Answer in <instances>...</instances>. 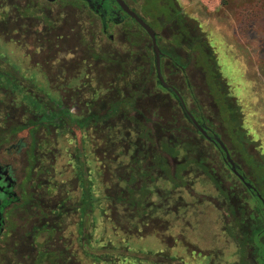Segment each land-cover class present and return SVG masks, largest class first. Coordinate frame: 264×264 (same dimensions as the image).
Listing matches in <instances>:
<instances>
[{
    "label": "flooded vegetation",
    "instance_id": "1",
    "mask_svg": "<svg viewBox=\"0 0 264 264\" xmlns=\"http://www.w3.org/2000/svg\"><path fill=\"white\" fill-rule=\"evenodd\" d=\"M122 1L148 25L151 21L157 26V43L161 31L172 30L168 38L179 35L182 43L195 42L202 51L195 65L184 69L161 56L167 87L158 72L148 73L136 94L153 95L144 104L141 100L146 97H136V103L128 104L136 94L127 101L119 99L127 109L123 114L138 105L145 111L137 113L143 121L164 120L175 125L178 116L192 127V135L204 143L206 153L215 158L217 169L230 182L228 187L244 201L252 200L255 218V199L263 206L258 194L264 201V176L254 170L258 167L264 172V168L248 154L243 130L236 124L237 114L222 82L215 79L218 87H210L207 72L202 67L195 71L200 67L198 60L208 55V43L196 19L187 17L177 0ZM3 2L0 0V7ZM146 10L147 14L143 12ZM9 21L8 31L0 32L13 48L11 58L0 54V264H82V252L96 256L90 244L81 240L85 222L89 219L91 225V219L81 216L80 196L81 155L87 152L84 135L96 126L93 116L97 112L90 106L88 114L82 115L80 101L81 94L92 93L95 103L96 92L91 81L81 87L80 53L74 49L75 55L66 56L64 46H80L68 41L71 38L80 43L89 40L84 44L96 55L98 46L108 44V51L101 53L121 68L119 80L132 85L138 80L136 72L128 77L133 53L124 54L126 43L137 48L147 37L150 59L155 64L152 41L118 0H13ZM4 26L0 28L5 30ZM165 45L173 46L170 41ZM20 48L25 51L22 56ZM179 52L186 62L187 53ZM150 84L152 87L144 92ZM161 97L169 101L168 119L160 112ZM82 122L89 123L80 130ZM83 170H87L85 166ZM88 170L91 175V167ZM81 241L88 248L82 247ZM155 254L160 258L162 253Z\"/></svg>",
    "mask_w": 264,
    "mask_h": 264
},
{
    "label": "rangeland",
    "instance_id": "2",
    "mask_svg": "<svg viewBox=\"0 0 264 264\" xmlns=\"http://www.w3.org/2000/svg\"><path fill=\"white\" fill-rule=\"evenodd\" d=\"M4 1L0 7V26L5 25V30L0 28V32H7L11 23L9 13L13 0ZM177 4L187 17L196 19L198 30L203 31L217 58L218 80L226 88L228 101L237 114L236 124L243 130L248 154L264 168V0H177ZM148 22L157 30L154 23ZM171 32L163 30L162 34L168 36ZM0 38V54L11 58L12 46L7 38ZM68 41L80 44H65L64 54L71 57L76 53L74 49L79 51L81 87L90 81L95 86V103H92V93L81 94V114L84 116L90 106L97 113H103L112 101L132 99L153 66L149 52L151 42L147 37L142 38L141 46L137 48L129 43L125 46L124 54L133 53L129 70L137 74L135 79L138 81L132 85L119 80L121 68L103 56V51H108V44L103 48L98 46L95 55L84 44L89 40L80 43L71 38ZM32 49L26 47V50ZM18 51L21 56L25 53L23 48ZM200 70L201 66L195 71ZM130 73L128 77L131 78ZM149 87L152 85L144 92L149 91ZM144 100H141L143 104ZM169 108V103L160 104L161 114L168 117ZM125 114L119 111L109 122L93 126L85 133L87 155H81V166L87 169L85 174L91 183V191L101 200L112 196L121 185L117 182L118 174L127 176L123 184L140 192V182L150 173L152 179L148 180L155 192L150 198L139 201V205L137 202L133 206L126 204L122 209L112 201H100L99 207L92 203L87 209L89 215H84L90 216L91 225L89 219L86 220L85 237L81 240L90 244L88 246L94 249L96 256L89 257L82 252L81 263L264 264L261 256L254 255L252 259L251 248L243 253L239 234L233 236L229 231L235 217L243 220L244 225H240L243 232L250 231L246 222L254 218L252 200L244 201L238 194H227L225 188L230 182L219 173L225 184L222 181L218 185L193 162L197 153L188 151L186 137H181L185 139L184 143L176 144L170 140L162 131L167 125L164 120L152 123L143 121L142 116L133 111ZM197 141L195 139V144ZM209 156L214 162L215 158ZM132 167L140 168L136 173L140 178L139 187L137 181L131 182ZM254 171L264 176L258 167ZM168 172L173 177L179 172L186 186L178 188L176 182L169 179ZM262 188L264 193V185ZM258 198L262 199L260 194ZM83 224L82 219V227ZM81 244L82 247L86 245L82 241ZM159 252L162 253L160 258L155 254Z\"/></svg>",
    "mask_w": 264,
    "mask_h": 264
},
{
    "label": "trees",
    "instance_id": "3",
    "mask_svg": "<svg viewBox=\"0 0 264 264\" xmlns=\"http://www.w3.org/2000/svg\"><path fill=\"white\" fill-rule=\"evenodd\" d=\"M203 36H204V34H203ZM160 37H161V39L159 38L158 44H159V48H160L161 53H162L161 56L163 59L164 58L172 59L174 64H177V66H180L179 68H181V69H184L186 67L188 68L191 65V63H194V65H195V62H196L197 57H198L197 54H200L202 52L201 48L198 45L196 46L195 42L188 43V41H187L184 44L181 42L182 38L179 35L177 37L173 36V38H171V37L168 38L169 36L168 37L164 36L162 34V31H161ZM167 41H170L173 44V46L168 47L167 45H165V43ZM161 43H162V45H161ZM179 50H183L189 56V58L186 60V62H185V58L182 57ZM152 53L154 54L153 50H152ZM200 57H201V55H200ZM200 57L198 59H200ZM163 59H162V62H163ZM198 61H199V65L208 74V77H209L210 82H211L210 87H218L215 79L220 78L219 66L217 63V58H216V56H215V54H214V52L210 46H208V55L203 56L202 60L201 61L198 60ZM128 72L130 73V72H134V71L132 70V71H128ZM150 72L157 73L156 65L154 64V62H153V66H152ZM162 87L164 88L163 85H162ZM152 95L153 94H145V95L144 94H136L132 100L128 101V104L136 103V97H140V98L146 97V100H149ZM177 96H178V94H177ZM163 102L169 103V101L167 99L161 97V104ZM123 105H124V103H123ZM121 106H122V103L120 101H112L110 103V107L108 108V106H107L105 112L95 114L93 116V118L96 119V126L99 124L109 122L114 117V115H116L119 111H122ZM131 111H133L135 113L145 114V111H143V109L140 108L138 105L134 109H131ZM165 117H163V118L165 119ZM168 117H170V116H168ZM168 117H166V118L168 119ZM189 117L192 118L193 121L194 120L196 121V119L193 117L192 114H189ZM190 118H189V120L191 121ZM174 119H176L175 125L174 124L173 125H164V127H162L163 133L166 134L170 138V140H172L176 144H178L180 142L184 143V140L186 139L187 140L186 145H187L188 151L191 152V150H192V152H195L194 154L197 153L195 155V157L193 158V162L199 164L207 172V174L211 176V178L218 185H221L222 181L220 180L219 175H218L221 172L215 167L216 165L214 166L215 162L212 161L213 159L209 155L205 154L206 152H204V151L206 149H205L204 143L201 142L200 139H198L199 142L197 141V144H195L196 143L195 137L192 135V132H191V131H193L192 127L187 126V124H184V121H182L183 123H181V121H179L178 116H176ZM88 123L89 122H82L79 125V129L83 130L84 128L87 127ZM201 130L206 135V132L203 129H201ZM182 136H185L186 138L181 139ZM221 146H223V145L221 144ZM222 150L225 151L224 148ZM208 161H210V163ZM231 166H233V164H231ZM233 168H234V166H233ZM132 169L133 170H132V174H131V177H132L131 182L137 181L138 187H139V184L141 183V188H142L141 190L142 191L140 190V192H137L132 188L130 189L126 184H123V181L127 178V176L118 174L117 175V182H119L121 185L118 186V189L113 193L112 196H108L107 198L105 197L104 200L103 199L101 200V197L94 195L93 191H91L92 190L90 187L91 183L86 178L87 174H85L83 167H82V171H81L82 181L81 182H82V192L83 193L80 196L81 206H82V209H81L82 216L89 215V213L87 212V209L90 207V205H93L95 203V207H99L100 201H104L106 203H108V201L111 203V201H112L118 208L122 209L126 204H130V206H133L137 202V204L139 205V203H140L139 201H141L144 197L150 198V196L153 195L155 192V189H153V187L150 186V183H149L150 180H148V178H151L152 176L150 175V173H147V177L144 176V180L142 182H140L139 174H138V176L136 174L137 171L140 170V168L139 167H137V168L132 167ZM167 175H168L169 179L171 178L174 182H176V186L178 188H183L186 186L185 185L186 183H184V180L182 179V176L180 175L179 172H177V174H175V177L170 175L169 172ZM136 176H137V178H136ZM174 178L176 181L174 180ZM147 182L149 185L147 184ZM225 191L230 196H236V194L233 193V190L229 187L225 188ZM259 199L262 201L263 206H264V201L261 198H259ZM255 201L258 204V207L256 209L257 216L255 218H249V220L246 222L250 231L249 232H243V230L240 228V225L241 226L244 225L243 220L242 219L238 220L236 217L234 219L233 225L230 226L229 231L231 232V235H233V236L235 235V233L239 234L238 238H240L239 242L241 244V248H242L243 253H246L247 249L251 248L252 254L256 253V254H254L256 257L261 256V258L263 259V262H264V208L257 199H255ZM260 253H261V255H260Z\"/></svg>",
    "mask_w": 264,
    "mask_h": 264
},
{
    "label": "water",
    "instance_id": "4",
    "mask_svg": "<svg viewBox=\"0 0 264 264\" xmlns=\"http://www.w3.org/2000/svg\"><path fill=\"white\" fill-rule=\"evenodd\" d=\"M119 3L121 4V6L126 10L128 11V13L141 25V27L148 33V35L150 36L151 38V41H152V45H153V50H154V53H155V65H156V69H157V72H158V76L162 82V84L167 87L165 81H164V78L162 76V71H161V50L158 46V43H157V37H156V32L154 31V29L148 25L143 19H141L140 17H138L134 12L130 11L128 9V7L126 6V4L122 1V0H118ZM182 100V98H181ZM183 102V100H182ZM184 104V103H183ZM195 121V120H194ZM196 123V121H195ZM197 124V123H196ZM223 148L224 150L227 152V149L226 147L223 145ZM227 157L230 159V156L229 154L227 153ZM249 187H251L250 185H248ZM261 197V196H260Z\"/></svg>",
    "mask_w": 264,
    "mask_h": 264
}]
</instances>
